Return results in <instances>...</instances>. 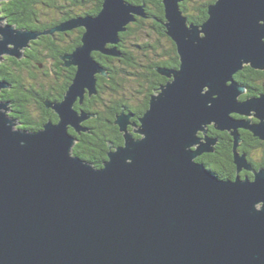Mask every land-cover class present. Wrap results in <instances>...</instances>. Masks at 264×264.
<instances>
[{"label":"water","instance_id":"1","mask_svg":"<svg viewBox=\"0 0 264 264\" xmlns=\"http://www.w3.org/2000/svg\"><path fill=\"white\" fill-rule=\"evenodd\" d=\"M161 1L179 65L157 68L167 80L137 124L116 116L124 142L109 145L101 167L71 153L69 128L85 130L88 117L74 106L105 74L93 52L115 55L119 33L145 16L142 5L103 0L97 14L43 32L84 29L62 56L76 68L70 85L61 100H45L57 121L16 127L0 101V264H264V167L235 150L239 127L264 140V94L240 99L234 78L245 65L264 70V0H215L199 25L182 0ZM2 20L0 59L19 58L38 33ZM210 125L231 132L237 172L252 178H220L195 160L214 151Z\"/></svg>","mask_w":264,"mask_h":264},{"label":"trees","instance_id":"2","mask_svg":"<svg viewBox=\"0 0 264 264\" xmlns=\"http://www.w3.org/2000/svg\"><path fill=\"white\" fill-rule=\"evenodd\" d=\"M142 5L145 16H136L119 33L114 46L115 55L93 52L95 59L105 69L96 75V93L85 94L82 102L75 103L77 110L88 117L81 122L85 129L74 135L71 153L101 167L107 159L109 145H122L123 134L115 123L120 113L129 115L131 123H138L148 107L149 99L167 78L158 67L175 69L179 56L174 41L167 35L163 21L164 6L161 0H126ZM215 0H182L180 9L188 22L201 24L208 17V5ZM103 0H3L0 2L2 19L17 29L42 32L29 47L22 50L20 58L4 55L0 59V101L6 103L7 113L18 127L38 130L47 121H57V114L46 107L45 100H61L74 77L76 68L65 66L62 56L69 54L81 42L84 31L76 27L67 31L55 30L62 21L82 15H94L101 9ZM264 71L245 65L234 74L238 81L248 82L255 74ZM28 78V79H25ZM31 79V80H29ZM134 124L128 126L133 130ZM208 134L220 135L212 125ZM135 136L138 134L134 133ZM216 151L195 158L220 178H234L235 168L223 170L226 142L216 143ZM261 164H264V159ZM258 164L257 166H259Z\"/></svg>","mask_w":264,"mask_h":264},{"label":"flooded vegetation","instance_id":"3","mask_svg":"<svg viewBox=\"0 0 264 264\" xmlns=\"http://www.w3.org/2000/svg\"><path fill=\"white\" fill-rule=\"evenodd\" d=\"M4 23H6V22L4 21ZM11 25L13 26V24H11ZM33 31H35V30H33ZM35 32H37V31H35ZM37 33H38L37 36L35 38L31 39L30 41H33L34 39H36L39 36V34H41L42 32H37ZM29 42H28L27 46L24 48L29 47ZM24 48L21 49V55H22V50ZM9 56H12V55H9ZM13 57H15V56H13ZM15 58H18V57H15ZM261 71H264V70H261ZM236 81L238 84L242 85L245 88V92H243L242 94L239 95L240 99H244V98H247L250 96L256 97L258 95L264 94V75L261 76L259 74H255L253 77L250 78V80L248 82H243V81H238V80H236ZM232 115L237 117V118H248L249 117L252 122H259V119L252 114L250 116H244V115L232 113ZM218 131H220V135H217V136L210 135V136L217 138L216 143L226 142V145L229 146L227 153H225L223 155L224 163H226L228 165V167L222 166V169L226 170L228 168L229 169L235 168V171H236L235 175L238 174L240 177L252 178L253 177L252 171H250L246 168H242L237 172V166L234 163V148H233L234 140H233V136H232L231 132L229 130H218ZM237 133H238V143H237L236 148H235L237 153L243 154L245 156L248 165L252 169H258L260 167H264V164H261L263 162V159H264V140L260 139L256 135H254L249 129H246L243 127H239L237 129ZM200 135H202V134H200ZM215 151H216V149L214 147L213 152H215ZM204 153H211V152H204ZM258 164H260V165L257 166ZM235 175H234V177H235Z\"/></svg>","mask_w":264,"mask_h":264},{"label":"rangeland","instance_id":"4","mask_svg":"<svg viewBox=\"0 0 264 264\" xmlns=\"http://www.w3.org/2000/svg\"><path fill=\"white\" fill-rule=\"evenodd\" d=\"M1 1H3V0H0V2H1ZM0 15H1V13H0ZM2 24H5V23H4V20H2ZM5 56H6V55H5ZM25 79H28V78H25ZM29 80H31V79H29ZM6 112H7V110H6ZM15 123H16V122H15ZM16 127H18L17 124H16Z\"/></svg>","mask_w":264,"mask_h":264}]
</instances>
